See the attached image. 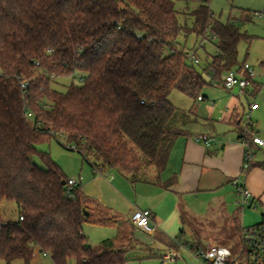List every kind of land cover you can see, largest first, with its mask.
Returning a JSON list of instances; mask_svg holds the SVG:
<instances>
[{"label":"trees","instance_id":"obj_1","mask_svg":"<svg viewBox=\"0 0 264 264\" xmlns=\"http://www.w3.org/2000/svg\"><path fill=\"white\" fill-rule=\"evenodd\" d=\"M196 1L187 13L193 19L188 26L174 0H0L3 264H32L37 254L53 264H127L128 253L141 248L131 220L84 195L80 184L67 194L69 179L38 143L48 135L64 137L69 149L75 146L103 169L133 179L143 168L142 158L162 172L175 140L197 121L192 111L168 100L170 93L206 98L204 73L222 83L226 72H242L238 45L251 39L239 25L252 21L250 10L224 23L214 18L209 0ZM208 33L217 38V51L199 70L178 38ZM243 74L257 87L246 70ZM75 75L81 84L71 83L65 91L52 87L54 77ZM5 200L17 204V220H4ZM181 217L185 224L183 210ZM231 221L239 238L236 212ZM85 225L115 227L117 236L95 247ZM189 248L203 249L199 242Z\"/></svg>","mask_w":264,"mask_h":264},{"label":"rangeland","instance_id":"obj_2","mask_svg":"<svg viewBox=\"0 0 264 264\" xmlns=\"http://www.w3.org/2000/svg\"><path fill=\"white\" fill-rule=\"evenodd\" d=\"M174 1L176 9L185 13L183 20L187 21L188 26H191L193 19L191 16L189 17L187 13H191V11L196 9L198 2L196 0ZM209 2L214 18L224 23L228 22L230 16L239 19L241 16L240 10L242 9L252 12L251 22H240L239 24L241 30L251 37L250 41L242 40L238 45L239 62L243 61L248 53L249 56L252 57L254 52H258L264 47V0H209ZM211 39V33H208L204 38L196 37L194 34H188L187 36L182 34L178 38V42L184 50L189 52V56H194L200 61L199 64H196L199 70L203 69L207 60L210 59V56L215 55L217 51V41ZM204 76L209 84L205 86L201 95H206V99L194 100L178 90H173L168 96V100L179 109L196 111L201 117L210 114L211 109L213 111L215 109L216 112H218V110L223 107V101L231 92L221 85L220 80L214 79L211 73H204ZM81 82L79 75L70 77L57 76L53 78L52 87L65 91L69 84L74 83L79 85ZM238 95L242 96V99L247 102V98L244 95ZM259 101H261L264 106V98H260ZM254 125L262 128L264 127V121H258ZM44 137L46 138L38 143V149L42 152L49 153L68 179L80 181L83 194L91 198L94 202L104 206L108 202L116 201L121 210L120 213H118L123 217L128 216L132 204L138 206L144 204L147 200L146 196L148 192L156 187V183L159 182L158 178H154L153 169H155V167L146 166L144 158H142L143 168L136 179L125 176L118 170L109 169L103 172V174L105 173L107 176H101L95 173L94 167H96L98 163L96 164L93 156L89 155L87 156L88 159H86L81 152L69 149V145H67L64 137H59V139L51 135ZM34 161L39 167H44V163L39 157H36ZM99 195L102 196L103 201L98 199ZM200 197L201 199L199 202L193 201L198 203V210L201 212L200 215L191 213L190 210L187 209L189 205L182 200V204L187 207L183 206L181 209L184 211L186 226L184 229L185 233H180L178 230V239L174 240L178 247H176V249H179L180 254L176 262H171L163 258L162 251L166 246L156 237L155 233L150 234L136 228L135 235L140 237L143 242L147 244L150 242L152 245L149 244L151 245L150 250L147 248H138L130 251L127 255V264H203L201 261L194 258L192 251L186 247L191 245L190 241H193L194 235L199 236L202 241V243H200L202 248L210 245H223L229 247L233 254H237L240 249V242L239 238L231 229L233 225L229 223L230 220L228 218V213H232L235 208H238L236 205L237 198L232 197V199L229 198L226 203H221L220 199L215 197H213L211 201L209 200L211 196L204 195ZM1 208L5 221L18 219V206L15 202L5 200L2 202ZM249 226H251V224ZM84 230L88 240L94 246H98L107 238L115 239L117 236V230L112 226L99 227L85 225ZM178 240L180 242H178ZM186 242H189L188 245ZM3 263L4 261H0V264ZM13 264H23V262L21 260H16ZM32 264L53 263L49 257L42 256L37 258ZM70 264H74L73 261L70 262Z\"/></svg>","mask_w":264,"mask_h":264},{"label":"crops","instance_id":"obj_3","mask_svg":"<svg viewBox=\"0 0 264 264\" xmlns=\"http://www.w3.org/2000/svg\"><path fill=\"white\" fill-rule=\"evenodd\" d=\"M239 64L243 65V68L253 69L255 73L254 85L261 88L259 99L264 98V47L260 51L254 52L252 57L248 53ZM238 94L233 92L228 95L223 101V107L218 112L211 109L210 114L205 117H201L196 111L190 110L196 116L197 121L185 127L186 133L175 140L165 169L160 173L156 168L153 169L154 178L158 177L159 182L156 183V187L148 192L144 204L141 206L132 204L128 216L123 217L119 214L121 210L116 201L104 202L106 204L103 207L126 220H130L136 208L150 210L152 213V230L147 233H155L156 237L166 246L162 251L163 258L166 254L177 251L174 240L178 239V230L181 233V228L183 227L184 230L186 226L182 223L181 217V209L183 206L186 207L182 204V200L189 205L191 209L186 208L191 213L200 215L198 203H195L199 202L200 196H211L210 201L215 197L220 199L221 203H226L229 198H236L232 184L235 179L245 183L250 189L253 194V204L252 207L245 209L234 207L232 213H228L229 223L232 224L231 216L235 212L238 214L242 227H248L250 224L253 226L262 221L264 212V166L262 165L264 163V147L252 145L256 165L243 173L242 165L246 147L240 143L239 134L242 129L243 117L250 111L251 101L247 98V102H245L242 96ZM258 103L259 108L252 111L253 124L264 121V106L261 101ZM253 128L264 139V127L259 128L254 125ZM200 134L208 135L211 138L210 143L205 144L202 141H197L195 138ZM94 170L101 176H107V174H103L107 170L106 168L103 169L97 165ZM78 182L81 185V182ZM98 199L103 201L100 195ZM135 234L136 232H134V237L141 248L150 250L152 244L143 242ZM178 242L180 241L178 240ZM197 242L202 243L199 236L194 235V239L190 243ZM89 243L93 245L90 241ZM186 247L189 248V246ZM42 256L44 255L37 254L34 261Z\"/></svg>","mask_w":264,"mask_h":264},{"label":"built area","instance_id":"obj_4","mask_svg":"<svg viewBox=\"0 0 264 264\" xmlns=\"http://www.w3.org/2000/svg\"><path fill=\"white\" fill-rule=\"evenodd\" d=\"M211 40H217L212 35ZM190 59L195 63L199 64V60L191 56ZM37 65H39L37 63ZM248 72L249 77L253 80L255 73L252 68H244L242 72L237 70H230L226 72L224 80L222 81L223 87L229 92L233 93L235 88L239 89V94L244 95L250 99V111H248L243 119L242 129L239 134V140L242 145L246 147L244 162L242 165V172L246 173L249 171L256 161L255 153L252 149V145L264 147V139L258 135L254 130L252 111L259 108V97L261 94V88L259 86L254 87L249 82L248 78L243 74L244 71ZM254 81V80H253ZM22 88L27 87V83H22ZM201 96L198 100H202ZM27 119L33 117V113L28 109L25 112ZM197 141H202L205 144H209L211 138L206 134H200L195 138ZM76 150L75 146L71 147ZM79 184L74 179H69L67 185V194L71 196L70 189ZM236 194V205L241 209L252 207L253 194L247 185L237 179L232 181ZM23 218L21 217V220ZM131 222L138 229H142L146 232L152 230V213L148 209L136 208L131 217ZM240 249L237 254H233L232 250L223 245H210L203 249L192 251V255L203 264H264V223H259L249 227H242L241 234L239 236ZM189 249V248H188ZM194 252V253H193ZM179 250L166 254L164 258L169 261H176L179 258Z\"/></svg>","mask_w":264,"mask_h":264},{"label":"water","instance_id":"obj_5","mask_svg":"<svg viewBox=\"0 0 264 264\" xmlns=\"http://www.w3.org/2000/svg\"><path fill=\"white\" fill-rule=\"evenodd\" d=\"M234 93H239V89L238 88H235L234 89ZM85 214H86V216H88V212H86Z\"/></svg>","mask_w":264,"mask_h":264}]
</instances>
